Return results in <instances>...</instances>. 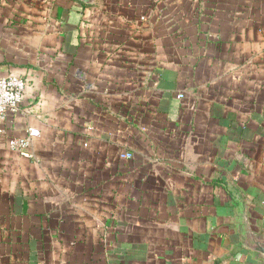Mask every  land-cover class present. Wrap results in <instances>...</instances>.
Here are the masks:
<instances>
[{
    "label": "crops",
    "instance_id": "0c3cea01",
    "mask_svg": "<svg viewBox=\"0 0 264 264\" xmlns=\"http://www.w3.org/2000/svg\"><path fill=\"white\" fill-rule=\"evenodd\" d=\"M11 74L0 264H263L264 0H0Z\"/></svg>",
    "mask_w": 264,
    "mask_h": 264
},
{
    "label": "built area",
    "instance_id": "2783aa9c",
    "mask_svg": "<svg viewBox=\"0 0 264 264\" xmlns=\"http://www.w3.org/2000/svg\"><path fill=\"white\" fill-rule=\"evenodd\" d=\"M27 90L26 80L18 75L11 74L0 78V127L6 120L9 113H18L24 101ZM183 98V96H180ZM40 135L37 130H30L29 135L24 139H11L9 141V148L28 159H33L34 155L31 153L32 139ZM132 153H125L121 158L125 160L133 159Z\"/></svg>",
    "mask_w": 264,
    "mask_h": 264
},
{
    "label": "water",
    "instance_id": "95a60500",
    "mask_svg": "<svg viewBox=\"0 0 264 264\" xmlns=\"http://www.w3.org/2000/svg\"><path fill=\"white\" fill-rule=\"evenodd\" d=\"M85 5H95L96 0H79ZM236 226L239 244L254 254L264 264V231L255 226L250 219L245 202L242 197L238 198L236 208Z\"/></svg>",
    "mask_w": 264,
    "mask_h": 264
}]
</instances>
